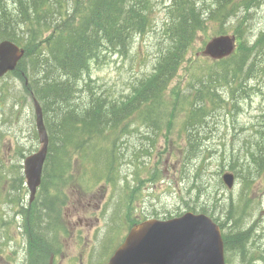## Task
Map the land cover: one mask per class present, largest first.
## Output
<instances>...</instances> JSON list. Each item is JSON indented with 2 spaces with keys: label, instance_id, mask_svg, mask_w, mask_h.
Segmentation results:
<instances>
[{
  "label": "trees",
  "instance_id": "1",
  "mask_svg": "<svg viewBox=\"0 0 264 264\" xmlns=\"http://www.w3.org/2000/svg\"><path fill=\"white\" fill-rule=\"evenodd\" d=\"M157 2L0 0V41H12L25 51L16 70L6 77L19 81L24 93L38 100L49 138L41 184L30 205L23 204L20 196L23 176L17 173L9 183L0 154V198L17 206L26 239V264H49L51 256L60 250L56 238L61 227L55 220L64 205L63 189L73 183L69 174L73 163L91 165L89 159L98 153L107 176L96 177L94 185L113 183L123 157V139L146 129L139 135L153 147L154 139L169 138L177 124L185 146L182 160L203 157L207 153L203 143L208 139L209 119L224 110L228 102L237 108V97L248 89L252 78L264 76V30L253 36V41L245 38L251 16L264 6V0H163L168 43L159 52L151 73L138 79L130 93L119 100L92 85L89 71L93 63L103 53L126 54L131 38L151 28ZM209 26L215 27L212 36L227 34L232 28L239 44L229 58L199 65L188 54L197 36L207 33ZM186 66L189 71L183 86H172L179 70ZM261 127L255 151L248 152L247 165L259 175L264 174V122ZM103 141L108 145L101 146ZM168 147L171 154L170 143ZM230 162V170L239 169L246 185L248 169L234 157ZM7 182L8 190L3 193L1 188ZM135 199L134 193L125 195L128 211ZM226 213V221L239 218L236 212L230 215L231 206ZM0 221L5 224L3 217ZM134 222L131 220V224ZM248 233L250 230H228L224 233L225 250L242 252L245 260L250 254L249 244L246 250ZM258 251L257 258L263 259L264 247Z\"/></svg>",
  "mask_w": 264,
  "mask_h": 264
},
{
  "label": "rangeland",
  "instance_id": "2",
  "mask_svg": "<svg viewBox=\"0 0 264 264\" xmlns=\"http://www.w3.org/2000/svg\"><path fill=\"white\" fill-rule=\"evenodd\" d=\"M157 1L151 28L144 35H134L131 38L126 54L103 53L90 67L92 85L115 99L128 95L138 79L151 73L159 52L168 43L164 32V2ZM263 30L264 6L252 14L246 40L253 41L252 36ZM214 31L215 27L209 26L207 33L197 36L192 52L188 54L190 60L197 61L199 65L212 63L209 59L196 56V52H200L203 43ZM227 32L233 34L232 28ZM188 71V66L180 69L171 85L183 86ZM232 105L228 102L226 108L219 110L206 124L208 139L203 143V149L210 152V155L206 153L191 162L182 160L185 146L179 138L183 133L178 130L177 124V128L173 126L169 138L154 139L153 147L139 135L146 129L133 132L123 139V157L117 166L115 181L107 183L108 187L103 182L94 186L96 177L107 176L103 157L98 153L89 159L91 165L87 163L82 167L78 162L73 163L69 173L73 176V183L63 189L64 205L60 216L55 220L61 231L56 238L60 250L53 264L106 262L127 233L126 217L165 220L187 211L200 213L204 209L217 222H223L230 206V215L236 212V218L239 217L231 220L233 230L236 232L238 227L247 230L253 226V234L258 238L262 237L255 240L256 243L259 240L264 242V174L259 175L247 166L250 163L248 152L255 151L260 139L259 133L263 129L264 76L252 78L248 89L237 97V108ZM34 119L32 98L24 93L22 84L10 77L0 80V154H3L4 172L8 174L9 183L14 175L22 174L23 160L40 148ZM200 136L203 137L199 134ZM108 141H103L100 145H108ZM233 157L244 164L243 169H248L246 185L240 178L239 169L234 167V171H231L229 168ZM95 158L97 161L94 162ZM99 158L102 159L100 163ZM226 172L233 173L236 178L233 188L229 190L221 180ZM152 174L157 176L150 180ZM8 182L1 188L3 193L8 190ZM127 192L136 193L131 211L125 208ZM20 196L23 204H28L29 193L24 184ZM16 210L17 206L12 207L0 198V218L3 217L5 222L1 225L0 221V264L27 262L26 239ZM239 210L242 212L238 214ZM224 222V227H229L230 222L226 219ZM224 232L227 230L224 229ZM263 245L264 243L260 245L259 250L263 249ZM251 248L253 247L248 245L249 252ZM254 257V254L247 256L242 263L234 253L227 254L228 264H252Z\"/></svg>",
  "mask_w": 264,
  "mask_h": 264
},
{
  "label": "water",
  "instance_id": "3",
  "mask_svg": "<svg viewBox=\"0 0 264 264\" xmlns=\"http://www.w3.org/2000/svg\"><path fill=\"white\" fill-rule=\"evenodd\" d=\"M234 47V36L220 35L205 44L201 55L220 60L230 56ZM23 55L24 50L15 43L2 41L0 78L16 68ZM33 106L41 146L23 161V175L30 193V202L40 185L48 150L42 110L36 100H33ZM222 181L231 189L234 176L225 173ZM105 264H224L221 233L219 227L204 214L185 213L167 221L147 220L129 229Z\"/></svg>",
  "mask_w": 264,
  "mask_h": 264
},
{
  "label": "flooded vegetation",
  "instance_id": "4",
  "mask_svg": "<svg viewBox=\"0 0 264 264\" xmlns=\"http://www.w3.org/2000/svg\"><path fill=\"white\" fill-rule=\"evenodd\" d=\"M262 237H260L259 239H261ZM260 241V240H259ZM254 254H255V258H257L258 256H259V253H258V251H257V249H254ZM257 261V259L256 260H254V262H256Z\"/></svg>",
  "mask_w": 264,
  "mask_h": 264
},
{
  "label": "bare ground",
  "instance_id": "5",
  "mask_svg": "<svg viewBox=\"0 0 264 264\" xmlns=\"http://www.w3.org/2000/svg\"><path fill=\"white\" fill-rule=\"evenodd\" d=\"M126 2H127V1H126ZM126 2H125V3H126ZM124 6H125V5H124ZM252 37H253V36H252ZM252 37H251V38H252ZM254 38H255V37H254ZM242 88H243V87H242ZM245 88H246V87H245ZM245 90H246V89H245ZM222 105H223V103H222ZM218 107H219V106H218Z\"/></svg>",
  "mask_w": 264,
  "mask_h": 264
}]
</instances>
